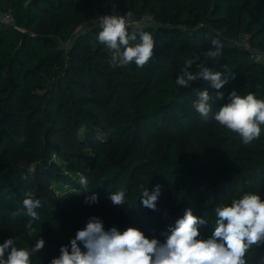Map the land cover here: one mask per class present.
Instances as JSON below:
<instances>
[{
    "label": "trees",
    "instance_id": "trees-1",
    "mask_svg": "<svg viewBox=\"0 0 264 264\" xmlns=\"http://www.w3.org/2000/svg\"><path fill=\"white\" fill-rule=\"evenodd\" d=\"M0 10L13 16L12 24L0 22V244L15 237L18 248L30 249L42 237L31 264H50L90 217L105 230L133 227L163 242L161 233L187 209L207 220L198 237L207 239L217 206L247 193L264 199V130L243 145L214 119L232 90L264 99V0H0ZM128 12L133 21H155L129 24L155 40L142 69L111 67L97 41L99 16ZM244 36L261 55L233 44ZM214 38L223 54L211 61L203 53ZM193 55L200 56L193 72L203 63L235 75L219 90L224 99L202 78L176 85ZM197 90L214 98L207 120L192 106ZM157 185L151 210L141 191ZM121 190L126 203L114 205L108 197ZM28 191L42 203L33 236L29 217L11 216ZM94 194L98 202H86ZM245 260L264 264V246Z\"/></svg>",
    "mask_w": 264,
    "mask_h": 264
},
{
    "label": "clouds",
    "instance_id": "clouds-1",
    "mask_svg": "<svg viewBox=\"0 0 264 264\" xmlns=\"http://www.w3.org/2000/svg\"><path fill=\"white\" fill-rule=\"evenodd\" d=\"M115 7V6H113ZM113 13L98 17L100 31L97 35L99 44L110 52L108 63L113 68H123L135 63L142 69L153 58L155 40L150 32L143 30L129 31L130 17ZM212 47L203 55L215 61L223 54V44L219 39L211 40ZM200 60L199 55L186 59L176 85L188 88L197 79L211 82L216 89L215 99H224V93L219 91L229 79L221 72H213L203 63L197 64L198 71H191L194 64ZM196 99L193 107L205 120L212 112L213 96L207 90L195 91ZM229 103L224 104L215 113V121L223 128L238 135L243 145H249L260 138L264 130V99H258L253 92L241 96L236 90L228 95ZM79 184L87 189L88 180L81 175ZM141 203L144 207L156 210L160 196V186L149 193L147 188L141 191ZM114 205L126 203L124 191H116L108 197ZM98 202V196L92 195L86 202ZM42 207L40 199L34 198L31 191L24 193L21 207L11 213L13 218L27 216L29 220L25 229L29 236L36 233L33 221L40 219L36 209ZM215 226L210 237H200L199 228L207 223L202 217H197L191 209L177 219L175 226H170L161 235V242L133 227L123 232L116 227L105 230L104 222L96 217H90L83 229L77 230L75 238L69 246H61L60 255L53 258L50 264H246L245 256L253 246H264V199L257 193L244 194L239 199H233L230 204L215 208ZM17 238H8L0 244V264H31L30 257L41 251L45 240L41 237L34 246L18 248ZM80 244H83L84 251Z\"/></svg>",
    "mask_w": 264,
    "mask_h": 264
},
{
    "label": "built area",
    "instance_id": "built-area-1",
    "mask_svg": "<svg viewBox=\"0 0 264 264\" xmlns=\"http://www.w3.org/2000/svg\"><path fill=\"white\" fill-rule=\"evenodd\" d=\"M129 19H130V24L148 25V26L155 24V21L150 16H144L135 21H133L131 18ZM0 22L4 24H12L13 23L12 11L11 10L1 11L0 10ZM95 23H98V19L95 20ZM249 39H250V36H244L241 39L233 41V44L244 47L247 51H249L250 53L254 55H261L251 46Z\"/></svg>",
    "mask_w": 264,
    "mask_h": 264
},
{
    "label": "rangeland",
    "instance_id": "rangeland-1",
    "mask_svg": "<svg viewBox=\"0 0 264 264\" xmlns=\"http://www.w3.org/2000/svg\"><path fill=\"white\" fill-rule=\"evenodd\" d=\"M75 177H78V176L75 175ZM65 188H66V187H65ZM72 191H73V190H71L70 192L72 193Z\"/></svg>",
    "mask_w": 264,
    "mask_h": 264
}]
</instances>
